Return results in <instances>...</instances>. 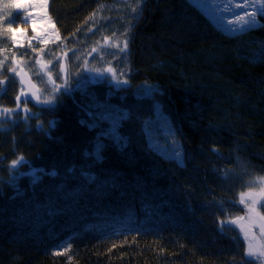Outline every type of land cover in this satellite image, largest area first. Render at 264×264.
I'll use <instances>...</instances> for the list:
<instances>
[{"label":"trees","instance_id":"obj_1","mask_svg":"<svg viewBox=\"0 0 264 264\" xmlns=\"http://www.w3.org/2000/svg\"><path fill=\"white\" fill-rule=\"evenodd\" d=\"M99 4L51 0L61 37ZM140 4L116 35L128 41L129 87L62 92L39 117L0 124V264H259L229 219L264 176V13L231 34L190 0ZM109 50L102 65L117 69L122 53ZM144 83L152 97L136 105ZM157 104L175 119L181 159L150 148L137 108L153 118ZM116 106L130 109L118 132L103 114ZM21 158L36 178L11 175ZM165 218L173 225L161 230Z\"/></svg>","mask_w":264,"mask_h":264},{"label":"rangeland","instance_id":"obj_2","mask_svg":"<svg viewBox=\"0 0 264 264\" xmlns=\"http://www.w3.org/2000/svg\"><path fill=\"white\" fill-rule=\"evenodd\" d=\"M190 1L204 10L220 29L231 34L258 25L259 13H264V0ZM113 2H119L120 8L117 6L111 8L110 4ZM139 2L142 3L144 0H108L105 7L98 6L90 11V18L83 22L75 34L61 37L49 8V0H0V124L8 127L9 124H19L39 117L45 109L52 110L62 92L88 89L95 95L98 86L101 85L117 91L123 85L129 87L130 84L126 81L130 72L129 66L125 63L128 41L116 35L132 27L134 22H131V17L128 18L127 15L129 9L141 6ZM130 3L134 5L133 8ZM112 37L116 38L114 45L102 48L105 41ZM43 47L48 48L43 49L44 53L42 50L33 55L36 58L33 65L32 53ZM112 47L122 53L121 57L123 56L117 69L109 62L102 65L105 56L113 59L112 51L109 50ZM23 68L38 87L37 100L25 99L21 95L18 74ZM51 83L56 87H52ZM9 87L17 88L16 92H11ZM153 91L152 86L147 83L133 89L136 105L145 98L152 97ZM4 100L9 102L5 104ZM87 104L89 107L87 113L91 114L95 103L87 101ZM116 107L117 109L103 114L106 113L111 118V127H117L118 132L119 124L126 118L130 109L120 110L119 106ZM157 107L158 113L153 118L147 115L144 108H137L143 114L140 121L145 134L150 137V148L181 159L185 151L174 131L175 119L158 104ZM22 162L21 158L13 161L11 166L19 171V174H32L30 171H20L19 166ZM30 170L35 173L41 171L35 167H31ZM256 182L255 189L240 195L239 202L243 212L229 219V223L237 228L235 221L241 220L243 214H246L243 217L244 222L255 228L254 239H247L242 235L246 239L247 257L264 264V215L260 209L264 199V176L259 177ZM205 192L207 193L206 190ZM67 249V242H63L55 252H64Z\"/></svg>","mask_w":264,"mask_h":264},{"label":"bare ground","instance_id":"obj_3","mask_svg":"<svg viewBox=\"0 0 264 264\" xmlns=\"http://www.w3.org/2000/svg\"><path fill=\"white\" fill-rule=\"evenodd\" d=\"M50 3H51V0H49V8H50ZM108 4V0H100V4H99V8H101V7H105L106 5ZM111 5V8L113 7L114 8V6H117L118 8H120L119 7V2H113V3H111L110 4ZM101 6V7H100ZM88 13V12H87ZM87 13L84 15V17H86V15H87ZM53 17V16H52ZM54 18V17H53ZM90 17H88V19H89ZM54 20H55V18H54ZM55 22H56V20H55ZM57 23V22H56ZM55 23V24H56ZM254 26H256V25H254ZM56 27H57V30H58V32H59V27H58V25L56 24ZM61 36V35H60ZM110 43H109V42ZM114 45V41L112 40V39H108V40H106L105 41V44L102 46V48H107V47H111V46H113ZM83 46H84V44H83ZM24 69V68H23ZM32 79V78H31ZM33 80V79H32ZM34 81V80H33ZM20 82H21V80H20ZM34 84H35V82H34ZM20 87H21V95H23L24 96V98L25 99H27V95H26V88H23V84H22V82H21V85H20ZM15 161H17V160H15ZM14 161V162H15ZM33 168V167H32ZM12 170L10 169V173H11V175H13V176H18V175H20L15 169L11 172ZM28 171H30L32 174H30V173H28V174H30V178L32 179V178H36V176H37V174L35 173V172H33V171H31L30 169L28 170ZM27 171V172H28ZM16 179V178H15ZM17 179H19V182H22V174L17 178ZM18 186V190L19 189H21V185H17ZM110 210V212H111V215H109V216H107L106 217V219H114L115 218V216L114 215H112V213H113V210H111V209H109ZM175 210H177V207H176V205L175 206H173V207H170V212L168 213V214H170L171 212H173V211H175ZM99 213V212H98ZM100 213H104V211H102V212H100ZM245 213L243 214V217H245ZM241 218V219H243V221H244V218ZM173 218H176L177 219V217H173ZM182 220V219H181ZM183 220H184V218H183ZM158 221V220H157ZM245 223H247V222H245ZM158 224H159V227L161 228V230L162 229H165V228H167V227H171L172 225H173V222H171V223H169L168 221H167V219L165 218V219H163V220H159L158 221ZM253 229H254V231H255V228H254V226H252L251 224H249Z\"/></svg>","mask_w":264,"mask_h":264},{"label":"water","instance_id":"obj_4","mask_svg":"<svg viewBox=\"0 0 264 264\" xmlns=\"http://www.w3.org/2000/svg\"><path fill=\"white\" fill-rule=\"evenodd\" d=\"M18 78L21 80L23 84V88H26V97L30 99L37 100L39 98L38 95V87L36 84H34V81L31 79V77L26 73L24 69L20 71L18 74ZM236 226L237 229L240 231L245 238L254 239L255 237V231L254 229L248 224L241 220H236Z\"/></svg>","mask_w":264,"mask_h":264}]
</instances>
